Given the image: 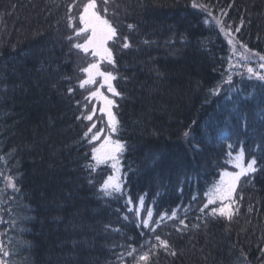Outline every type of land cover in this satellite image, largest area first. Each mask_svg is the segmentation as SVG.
<instances>
[{"label": "trees", "instance_id": "trees-1", "mask_svg": "<svg viewBox=\"0 0 264 264\" xmlns=\"http://www.w3.org/2000/svg\"><path fill=\"white\" fill-rule=\"evenodd\" d=\"M70 3L0 0V156L9 162L6 167L0 161V170L15 174L19 189L14 200L0 203V242L11 253L4 264H133L128 246L147 250L152 236L137 226L147 209L154 220L175 210L189 225L178 233L174 221L163 222L157 231L177 255L161 253L154 264H264V171L252 174L251 182L242 178L234 194L242 197L239 214L231 222L199 211L205 192L233 167L230 151L234 156L243 149L245 163L255 157L264 169V81L233 71V86L225 83L234 61L231 47L193 0H108L101 15L132 47L113 48L114 85L122 93L114 97L115 137L126 150L120 156L124 195L107 196L101 185L111 167H86L95 161L76 120L86 111L80 105L94 106L85 97L97 85L78 88L84 78L79 68L93 58L69 53L64 37L71 34ZM96 3L103 9L102 0ZM196 3H209L214 16L240 28L236 40L264 55V0ZM217 134L230 139L218 140Z\"/></svg>", "mask_w": 264, "mask_h": 264}, {"label": "snow or ice", "instance_id": "snow-or-ice-1", "mask_svg": "<svg viewBox=\"0 0 264 264\" xmlns=\"http://www.w3.org/2000/svg\"><path fill=\"white\" fill-rule=\"evenodd\" d=\"M104 5L103 9L98 8L96 0H87V2L80 3L79 0H72V3L67 5L66 21L67 27L70 30L69 35L65 36L64 39L69 43V53L72 50H78L85 55L91 54L93 58L91 62L87 63V66L80 67L79 71L84 74V78L78 81L79 89H86V86L96 85L99 79V87L96 90H88V96L85 99L97 100L102 103V107L99 108V112L102 116H95L97 108L95 106L89 108L87 104L80 105L82 110L80 115L76 116V120L80 121L84 129L81 141L91 146V160L95 161V165L89 163L86 165L91 171L95 170V166L101 164H110L112 174L108 175L101 185V190L107 196L113 195H124V189L122 186V177L119 175L120 156L126 150V143L122 138H113L118 133L119 121L117 120L112 109L116 107L114 97L122 96V93L117 91L114 81L118 79L117 64L114 55L113 48L118 46L120 49H129L132 47L129 38L127 36H120L117 27L113 26L112 23L104 16L101 15V11L105 14L108 12L107 4L108 0H102ZM14 7V6H13ZM193 8H199L203 12L207 13V17H211L215 21V24L219 26L220 31L224 32L229 37L228 43L232 45V50L235 53L236 44L240 43L233 36L234 32H239L240 28H233L230 24H225L220 18L213 15L212 7L209 3H196L193 0ZM77 10V15H73V9ZM221 15H226L225 12H221ZM205 18V23H209V20ZM78 18V23H76ZM243 23V21L241 22ZM127 27L132 30L134 25L129 24ZM82 41V42H80ZM144 43H149L147 40ZM240 47L244 49L239 55V59L235 65L230 63V70L225 73L226 80L229 86H233V71L236 75L243 77L247 74V77L251 79L255 77L259 81H264V55L260 53L252 52L248 49L247 45L240 44ZM256 58V67L252 66V58ZM231 61V58H229ZM102 65L104 67H102ZM107 66H111V70H108ZM243 69V71H239ZM71 81V77H66ZM106 88L107 92L111 94V97L105 95L100 89ZM215 91V90H214ZM66 92L71 97L75 89L70 85ZM235 110V109H234ZM95 116V119H94ZM104 116L107 117V123L103 126L98 127V122L102 123ZM261 118H264V111L260 113ZM246 120V117H245ZM86 122V123H85ZM246 126V125H245ZM184 137L190 136L189 131H184ZM218 140L230 139L229 135L217 134ZM193 141L196 140L195 136H192ZM211 139V137H209ZM264 144V141H262ZM231 148V145H229ZM194 150H198V144H194ZM8 155H12L9 153ZM228 164H231L237 171H223L221 173V179L218 184H215L207 192H205L206 202L199 211L206 218L208 216L223 218L231 222L235 216L239 214V207L237 205L236 194L237 187L241 182L242 178L245 182H251L254 179L252 174L258 171H264L257 167V159L252 157L245 163V153L241 149L234 156L229 152ZM0 161H3L5 166H9L7 156H0ZM0 178L4 181V188H0V203H3L4 199H15L16 193L19 191L18 177L15 174L6 175L3 170H0ZM91 182V181H90ZM11 189V196H9L7 190ZM196 199V197H193ZM128 204L132 203L131 197L127 200ZM139 204L141 207L144 205L143 197L139 198ZM237 205V206H234ZM147 218L142 219L138 227H144L151 232L152 236L146 241L148 245L147 250H138L131 245L128 246L127 256L131 257L133 264H154L153 257H158L161 253H166L170 256H176L177 252L167 236H162L157 231L167 220H172L176 224L175 231L183 233L189 228L185 219H180L177 212L173 210L169 215L167 212L160 214L158 219H153V212L151 209H147ZM249 211L252 208L249 207ZM127 219V217H125ZM200 219V217H198ZM153 225H155L153 227ZM194 227H200L195 225ZM118 231V230H117ZM143 235V233H141ZM170 235V234H168ZM154 241V242H153ZM123 247V246H121ZM145 245H141L140 249H144ZM262 258H264V249H260ZM11 253L5 251L2 242H0V255L9 256ZM121 260L124 259V255L121 254ZM0 264H4L0 260Z\"/></svg>", "mask_w": 264, "mask_h": 264}, {"label": "rangeland", "instance_id": "rangeland-1", "mask_svg": "<svg viewBox=\"0 0 264 264\" xmlns=\"http://www.w3.org/2000/svg\"><path fill=\"white\" fill-rule=\"evenodd\" d=\"M224 33V32H223ZM224 35H225V33H224ZM225 37H226V39H227V41H228V39H229V37L228 36H226L225 35ZM240 44L241 43H238V44H236V51H235V53L233 52V50H232V45H230V47H231V52L233 53V57H234V61H232L233 62V65H235L236 63H237V60L239 59V55H240V53H242L243 51H244V49L243 48H241L240 47ZM88 62H91V60L90 59H85L84 61H83V67H85V66H87V63ZM252 66L253 67H256V58L255 57H253L252 58ZM102 67H104L103 65H102ZM107 68H108V70H110V68H109V66H107ZM239 71H243V69H239ZM99 80V79H98ZM99 81H97V88L99 87ZM114 83V82H113ZM96 88V89H97ZM95 89V90H96ZM100 91H102L105 95H107V96H109V98H113V97H111V94L110 93H108L107 92V90H106V88H102V89H100ZM114 99V98H113ZM93 102L95 101V103H94V106L97 108V112H96V114H98V116H102V113H100L99 112V108L100 107H102V103L100 102V101H97V100H92ZM112 111H113V113L115 114V107L112 109ZM116 116V115H115ZM95 119V118H94ZM107 123V117L106 116H104V118H103V121H102V123H100V122H98V127H100V126H103V125H105ZM113 138H116L115 137V135L113 136ZM109 166H110V164H109ZM121 166V165H120ZM227 171H237V169H235L234 167H232V168H229V169H227ZM122 167H121V170H120V173H119V175L122 177ZM112 174V169L109 171V175H111ZM219 179H221V177L219 178ZM219 182H220V180H219ZM218 182V183H219ZM217 183V184H218ZM239 186V185H238ZM238 188V187H237ZM0 260H2L3 262H4V259H3V256L2 255H0Z\"/></svg>", "mask_w": 264, "mask_h": 264}]
</instances>
